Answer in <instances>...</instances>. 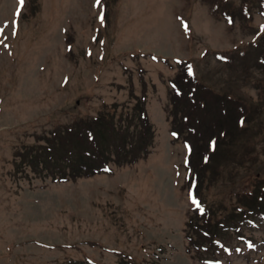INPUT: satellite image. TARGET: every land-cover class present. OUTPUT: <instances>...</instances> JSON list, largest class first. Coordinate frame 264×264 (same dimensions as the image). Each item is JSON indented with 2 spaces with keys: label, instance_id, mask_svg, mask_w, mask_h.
I'll use <instances>...</instances> for the list:
<instances>
[{
  "label": "rangeland",
  "instance_id": "rangeland-1",
  "mask_svg": "<svg viewBox=\"0 0 264 264\" xmlns=\"http://www.w3.org/2000/svg\"><path fill=\"white\" fill-rule=\"evenodd\" d=\"M18 8L0 0V264H264V0ZM81 127L103 154L92 165L107 163L100 173L63 150H89ZM187 220L207 232L193 231L206 251L184 239ZM222 242L240 246L225 255Z\"/></svg>",
  "mask_w": 264,
  "mask_h": 264
},
{
  "label": "trees",
  "instance_id": "trees-1",
  "mask_svg": "<svg viewBox=\"0 0 264 264\" xmlns=\"http://www.w3.org/2000/svg\"><path fill=\"white\" fill-rule=\"evenodd\" d=\"M76 126L77 125L68 126V131H70V133H69L70 135H73L74 134V131H75V127ZM78 126L80 127L81 125L78 124ZM80 130L83 133V140L87 144L89 150L88 149H85L86 147L82 143H75V142L70 143L69 142V147L67 149H63L62 148V147L65 146L66 141L64 142V141L61 140V141H59V144H60L61 150L62 149L63 150H68V151H71L72 150V151H75L76 153H78L79 154V158H83L82 164L86 167L87 171L90 168V170H89V174H90V173H92L94 171L99 170L100 169L99 166H100V163H101V161H100L99 163L92 165L91 156H97V157L101 158V160H103V158H102L103 154L101 152H99L100 148H99L97 142L93 139V131H92V128H90V127H81ZM89 134H91L92 139H89ZM215 134H216V137L218 138L219 131L216 132ZM93 141L96 142L95 146H92L91 145V142H93ZM202 146L204 147V151H202L200 154H198V158L197 159H194V160H196L198 162V164L203 167V166H207V161L210 160V156H211V153L213 151L210 152V153H208L207 161L202 162L203 154H205L207 152V140L205 141L204 145L202 144ZM190 147H191V152H192V145H191V143H190ZM145 148L146 147H143L141 154H143V153L146 152ZM49 150H50V148H49ZM191 152H190V156L188 158V164L191 167L192 172H193L194 171V168H195V165H194V160L192 159ZM134 158L135 157L133 156V159ZM67 159H68L69 162L74 163V159L72 158V156L70 158H67ZM106 160H104V161H106ZM93 166H97V167L96 168H92ZM193 173H194V175L196 177L195 171ZM60 179H64V178H60ZM253 196L254 195H252L251 202H250V204H252L251 205V208H250V211L251 212H248L246 209L242 211V213H245L243 215H244V219L246 220V222H248L249 220L252 221V222L254 221V219H253L254 217L251 216V215H254L253 205L255 204V202H257L256 204H259L260 203L257 200V196H256V198L255 197L253 198ZM238 212H241V210H238L236 212L237 215H238ZM189 221L190 220H188L187 223H186V227H187L186 237L188 238L189 243L198 250L201 245L198 244L199 243V238L195 240L196 237H195V234L193 233V231H198L199 230V232H198V235L199 236L200 235L208 236V235H207V232L206 231L201 230V229H203L202 224H199L197 221H190V222ZM206 224H207V226H211L209 220L206 221ZM190 228H191L192 231L189 232V229ZM193 234H194V236H193ZM223 234L224 233L220 229V232H218V236L219 237H222ZM212 239H214V238H212Z\"/></svg>",
  "mask_w": 264,
  "mask_h": 264
},
{
  "label": "snow or ice",
  "instance_id": "snow-or-ice-1",
  "mask_svg": "<svg viewBox=\"0 0 264 264\" xmlns=\"http://www.w3.org/2000/svg\"><path fill=\"white\" fill-rule=\"evenodd\" d=\"M25 2H26V0H18L20 8H18L17 11H16V15L17 16H19L21 14L20 10L25 5ZM99 3H100V0H97V4H99ZM100 18H101V21H103V19H104L103 13H101V17ZM6 27H8V25H5L4 27H0V35H3ZM185 29L187 30V25H185ZM14 34H15V32H13V35ZM0 43H3V40H0ZM189 72L191 73V69L190 68H189ZM244 123H245L244 120L241 119L240 120L241 126H243ZM193 131H194V129H193ZM173 135H175V133ZM220 135H223V133H221ZM89 139H92L91 134H89ZM209 143H210L211 150L215 151L216 150V146H217V141L213 138V139H210ZM186 147H188V146L186 145ZM189 151H191L190 148H189ZM205 160H207V157H205ZM107 170L108 169H105V171H107ZM193 187H195V184L193 185ZM189 198H190L194 208L198 212L203 214L204 213V208L202 207L201 201L199 199H197V196L190 191Z\"/></svg>",
  "mask_w": 264,
  "mask_h": 264
}]
</instances>
